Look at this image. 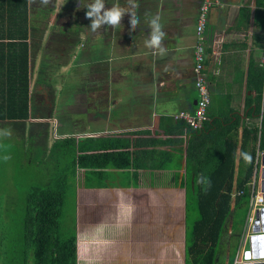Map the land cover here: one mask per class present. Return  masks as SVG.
<instances>
[{
	"label": "crops",
	"instance_id": "crops-1",
	"mask_svg": "<svg viewBox=\"0 0 264 264\" xmlns=\"http://www.w3.org/2000/svg\"><path fill=\"white\" fill-rule=\"evenodd\" d=\"M23 1L0 0V54L5 66L11 65L12 52L24 55L26 48L28 96L33 53L37 63L42 59L39 73L45 62L53 68L51 72L58 76L51 85L57 84L65 97L59 93L56 101L53 94H43L47 80L37 77L33 83L40 84L36 92L41 96L33 103L28 100V118L4 116L0 126L18 123L20 127L28 121L30 126L24 124L28 135L41 140L48 124L50 134L54 132L51 143L57 140L70 146L69 155L75 162L71 170L78 177L74 190L77 264H186V148L190 139L195 145L207 130L202 129L204 122L193 130L174 115L192 112L195 106L193 49L202 0H136L140 24L133 32L129 15L119 27L105 25L93 32L86 12L94 0H49L46 5L41 0ZM116 2L105 0L106 8ZM15 4L19 9L22 6L20 13L13 10ZM119 4L129 7L127 0H119ZM146 14L161 18L166 33L162 57H153L145 47L150 34ZM22 44L27 46L21 48ZM263 44L264 0H218L210 7L204 32L203 73L210 93L205 122L217 120L226 128L224 120L232 118L228 125L240 123L239 140L244 128L257 127L259 138L261 135L262 108L259 118H249L248 112L256 106V73ZM68 68L66 78L63 72ZM74 68L81 69L78 77ZM33 69L38 71L37 66ZM73 73L75 81L84 85L79 92L71 88L76 84L70 80ZM6 79L1 73L3 104L6 101L1 99L9 94ZM67 126L71 133L64 131ZM123 143L130 158L137 156L141 166L93 167L91 153L119 151ZM180 149L181 167H165V163L171 164L170 154L176 155ZM82 154L87 155L81 158L86 165L78 164ZM160 163L163 167L154 168ZM172 182L176 185L165 186ZM225 229L223 233L230 234ZM221 238L224 243L226 238Z\"/></svg>",
	"mask_w": 264,
	"mask_h": 264
},
{
	"label": "trees",
	"instance_id": "trees-1",
	"mask_svg": "<svg viewBox=\"0 0 264 264\" xmlns=\"http://www.w3.org/2000/svg\"><path fill=\"white\" fill-rule=\"evenodd\" d=\"M13 6L15 12H21L22 6L20 9L17 4ZM26 46L27 44H22L20 47ZM24 51V55H15L12 52L11 65L8 67L5 66L4 56L0 54V74L7 76L8 83L5 81V88L9 92L7 98L1 99L6 101L5 104L0 101V119L4 116L11 119L28 118L30 97L28 96L27 49L24 48ZM256 75L258 96L256 106L250 108L248 112L249 118L253 116L259 118L260 109L264 106V68L258 67ZM0 81L1 89L3 82ZM262 117L264 112L261 114L260 138L259 128H244L242 139L239 140L240 123L233 122L228 125V122L232 121L231 118L224 120L225 125L228 126L226 128L217 120L211 123L204 122L202 129L207 130V134L203 135L195 145L191 139L188 142L184 178L186 264L233 263L239 232L244 226L249 210L251 196L249 183L255 170L257 149L259 147L260 151H264ZM120 145L122 148L119 151L91 153L93 167L141 166L137 163V156L130 158L126 143ZM176 153V155L169 153L171 164L165 163V167L169 166L172 169L181 167L183 150L180 149ZM239 153L241 156L238 163ZM244 153L252 157L250 162L244 160ZM84 157L87 155H79L78 164L86 165L81 161ZM101 157H104L105 162ZM74 166L75 162L71 160V168ZM65 167L56 173L51 186H31L28 190L19 229L13 238L6 241L7 246L3 253L7 259L1 264H77L75 221L74 228L68 229L64 225L62 215L68 185V168L66 170ZM156 167L161 168L163 164H154V168ZM199 175L211 180V187L207 192L204 191L205 185L196 184ZM170 184L165 186H175L176 182ZM236 190L242 192L239 194ZM190 211H194V215L191 216ZM229 218L230 235L228 240L222 243L221 232Z\"/></svg>",
	"mask_w": 264,
	"mask_h": 264
},
{
	"label": "rangeland",
	"instance_id": "rangeland-1",
	"mask_svg": "<svg viewBox=\"0 0 264 264\" xmlns=\"http://www.w3.org/2000/svg\"><path fill=\"white\" fill-rule=\"evenodd\" d=\"M42 13L43 11L40 12V14ZM76 48L77 52L80 53L81 50L77 44ZM50 51H53L52 48H50ZM33 56L35 55L32 53L30 56V70L32 69V71H30L32 92L29 94L31 96V102H35L37 100V96H41L36 92V88L38 90L40 89V84L36 86L35 83H33V81L37 82L38 79L40 81L47 80V82L44 81L45 86L43 87V94H53L55 97L54 100L56 101L58 99L55 95L58 96L59 93H62L65 97V93L62 90L59 91L60 88H58L57 84L51 85L55 82V77L58 76L54 72H51L53 71V68L45 62V67H41L42 71L39 73L40 67L38 64L42 59H39V62L37 63L35 59H33ZM78 59L80 60V58ZM35 66L38 67V71L33 69ZM70 69L71 68H68L65 72H63L64 76L69 73ZM74 70L77 72L76 75L78 77V71L81 69L74 68L73 71ZM49 76L51 79L48 78ZM75 78L76 77L73 73L70 80L76 84L72 83L71 88L74 87V89H76L75 91L79 92L83 89L84 85L81 81L76 82ZM60 86L65 89V84H61ZM49 100L53 101V99L50 98ZM56 113L57 112L55 111L54 115H56V118L60 120V116ZM24 124L25 126H30L28 121L23 122L20 127L18 123L12 124L9 127L5 125L0 126V264L7 259V256L3 253L4 248L7 246L6 241L13 238L19 229L20 220L25 208V197L28 190L31 186H51L54 182L53 178L56 173H58L60 169L66 165L69 167L67 172L68 185L66 186V195L62 211L63 222L65 227L68 229H73L74 221L76 222L75 208L77 202L74 190L75 184L78 183V177L76 178V174L73 175L74 169L71 170V157L69 155L70 146H62V144H60L59 141L57 142V140H55L54 143L53 141L51 143V140L53 139H51V137L54 132L51 131L50 134L47 128L48 124H45L44 133L40 135L41 140L39 138L29 136L26 131L27 128ZM10 127L18 129L15 132L11 130ZM70 128V126H67L64 131L71 133ZM24 133L25 137L23 138L21 134L24 135ZM48 140H50L49 145H47ZM5 156L10 158L5 160ZM190 215H194V211H190ZM229 226L230 223L226 224L225 222L223 228L224 230L221 232V239L226 238L225 240H228V236L230 235L229 232H223H226L225 228L230 229ZM173 250L178 252L175 247Z\"/></svg>",
	"mask_w": 264,
	"mask_h": 264
},
{
	"label": "built area",
	"instance_id": "built-area-1",
	"mask_svg": "<svg viewBox=\"0 0 264 264\" xmlns=\"http://www.w3.org/2000/svg\"><path fill=\"white\" fill-rule=\"evenodd\" d=\"M218 2V0H202L197 17H196V37L197 41L194 44L193 57V88L196 92L195 106L192 112L179 111L174 115L175 119L184 120L191 129H197L200 125L208 119L207 107L210 103V93L206 84L203 73L204 62V32L207 23V15L210 7ZM259 65L264 68V44L261 57L259 59ZM264 151L258 149V154L255 161V170L252 179L249 183L251 196L249 200V211L244 226H242L237 250L232 264H243L246 259L244 255L246 250L250 249L251 236L254 233L255 221L257 219V212L264 206V188L262 185V170L264 165L262 159ZM242 190L237 191L241 193Z\"/></svg>",
	"mask_w": 264,
	"mask_h": 264
},
{
	"label": "clouds",
	"instance_id": "clouds-1",
	"mask_svg": "<svg viewBox=\"0 0 264 264\" xmlns=\"http://www.w3.org/2000/svg\"><path fill=\"white\" fill-rule=\"evenodd\" d=\"M49 0H41L42 4H47ZM128 8H123L119 4V0L114 3L111 7L106 8L105 0H94L93 3L87 6L86 18L91 20L90 28L93 32L102 26L107 25L108 27H119L124 16H130V32L137 29L140 24V18L137 15L136 9L139 8V4L136 0H127ZM159 15L153 16L151 18L146 14L145 23L150 29V34L148 38L144 41L145 47L150 50L153 57L164 56L166 54V49L163 46V40L166 33L162 31V23ZM262 112H264V106H262ZM264 119V117H262ZM10 157L5 156L4 159L8 160ZM243 158L246 162H250L252 157L244 153ZM197 185H205L204 191L207 192L208 188L211 187V180L208 177L199 175L196 178Z\"/></svg>",
	"mask_w": 264,
	"mask_h": 264
},
{
	"label": "water",
	"instance_id": "water-1",
	"mask_svg": "<svg viewBox=\"0 0 264 264\" xmlns=\"http://www.w3.org/2000/svg\"><path fill=\"white\" fill-rule=\"evenodd\" d=\"M262 163L264 165V156L262 158ZM262 185L264 188V168L262 170ZM254 233L251 236L250 249L246 250L244 255L243 264H264V206L260 211L257 212V219L254 225Z\"/></svg>",
	"mask_w": 264,
	"mask_h": 264
}]
</instances>
